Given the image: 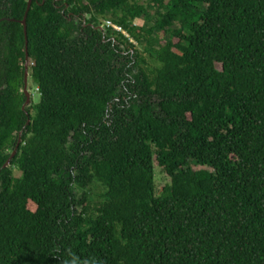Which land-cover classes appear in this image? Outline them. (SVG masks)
Instances as JSON below:
<instances>
[{
	"label": "trees",
	"instance_id": "obj_1",
	"mask_svg": "<svg viewBox=\"0 0 264 264\" xmlns=\"http://www.w3.org/2000/svg\"><path fill=\"white\" fill-rule=\"evenodd\" d=\"M27 1L0 0V264H264V0H32L25 39Z\"/></svg>",
	"mask_w": 264,
	"mask_h": 264
},
{
	"label": "water",
	"instance_id": "obj_2",
	"mask_svg": "<svg viewBox=\"0 0 264 264\" xmlns=\"http://www.w3.org/2000/svg\"><path fill=\"white\" fill-rule=\"evenodd\" d=\"M31 3H32V0H28L27 1V10H26V13H25V16H24V19L22 20L21 22V25L24 27V36H25V39H26V17H27V13L31 7ZM93 28L97 31H100L102 33H106L107 31L103 28V26H93ZM30 65H29V58H28V55L26 54L25 56V63H24V88H23V94L25 95V102L22 106V110L25 112L26 116H28V113H27V110L29 108V105L32 104V100H31V96H30V91L28 89V85H29V79H30ZM31 106V105H30ZM28 107V108H26ZM30 124V120L27 121V125ZM22 143V131L19 133L18 135V140H17V144H16V147L9 153L10 154V157L8 159V161L5 163V165L3 166V168H7L10 166L11 164V161L12 159L14 158V156L16 155L17 153V150H18V147L19 145Z\"/></svg>",
	"mask_w": 264,
	"mask_h": 264
},
{
	"label": "rangeland",
	"instance_id": "obj_3",
	"mask_svg": "<svg viewBox=\"0 0 264 264\" xmlns=\"http://www.w3.org/2000/svg\"><path fill=\"white\" fill-rule=\"evenodd\" d=\"M141 3H145V2H141ZM150 14H151V15L153 14V18H154V16H155L154 13L150 11ZM86 18L88 19L89 16H86ZM154 20H155V19H153V21H154ZM98 21H99V23H101V26H102L103 21H105V20H103L102 18H100V19H98ZM153 21H152V22H153ZM134 23H135L136 26L141 27V26H143V25L145 24V21H144L143 19H137ZM152 24H153V23L149 24V26L152 25ZM133 45H134V44H133ZM134 46L137 47L138 51L141 52L142 49H141V47H140L139 45L135 44ZM145 57H146V56H145ZM146 58H147V57H146ZM30 65H31V64H30ZM32 88H33V87H32V85H31V82H30V79H29L28 89H29V91H30V96H31V100H32V104H30L31 106H32L33 104L39 102V96L37 95L35 89L33 90ZM30 105H29V108H28V107H26V108L30 109V108H31ZM18 135H19V134H18ZM17 140H18V139H17ZM11 151H12V150H9V153H10ZM199 169H200V168H196V170H199ZM14 175H15L16 177H19L20 173H19L18 171H15ZM168 183H169V178H168V177H167V176L161 171L160 168H157V167H156V169H155V187H156V194L158 195V194L160 193L161 189H162L165 185H167ZM75 192H76L77 196H79V197L82 196V192H81L80 190H77V189H76Z\"/></svg>",
	"mask_w": 264,
	"mask_h": 264
},
{
	"label": "built area",
	"instance_id": "obj_4",
	"mask_svg": "<svg viewBox=\"0 0 264 264\" xmlns=\"http://www.w3.org/2000/svg\"><path fill=\"white\" fill-rule=\"evenodd\" d=\"M103 28L106 30V31H111L113 33H116L118 35H121L123 36L125 39H127L129 41V43L131 44H136L132 39L131 37L128 35V33L126 31H124V29H122V27L114 24L113 22H111L110 20H105L103 21V24H102Z\"/></svg>",
	"mask_w": 264,
	"mask_h": 264
},
{
	"label": "flooded vegetation",
	"instance_id": "obj_5",
	"mask_svg": "<svg viewBox=\"0 0 264 264\" xmlns=\"http://www.w3.org/2000/svg\"><path fill=\"white\" fill-rule=\"evenodd\" d=\"M66 8L69 10V7H66ZM70 16H72V14H71ZM88 19H89V18H88ZM88 19H87V18H81L80 16H74V20H75V22H76L77 24H80V23H81V24H82V27H83L84 29L93 26V24L87 22Z\"/></svg>",
	"mask_w": 264,
	"mask_h": 264
}]
</instances>
